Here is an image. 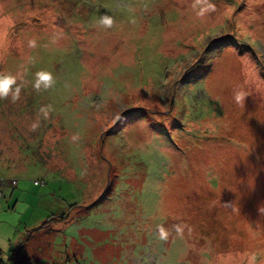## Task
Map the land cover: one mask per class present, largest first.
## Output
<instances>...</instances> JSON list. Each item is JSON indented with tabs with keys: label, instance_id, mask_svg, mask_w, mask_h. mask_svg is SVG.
Here are the masks:
<instances>
[{
	"label": "rangeland",
	"instance_id": "obj_1",
	"mask_svg": "<svg viewBox=\"0 0 264 264\" xmlns=\"http://www.w3.org/2000/svg\"><path fill=\"white\" fill-rule=\"evenodd\" d=\"M0 73V264H264V0H0Z\"/></svg>",
	"mask_w": 264,
	"mask_h": 264
},
{
	"label": "clouds",
	"instance_id": "obj_2",
	"mask_svg": "<svg viewBox=\"0 0 264 264\" xmlns=\"http://www.w3.org/2000/svg\"><path fill=\"white\" fill-rule=\"evenodd\" d=\"M96 23L108 26L112 23L111 17L102 14L96 21ZM15 77L11 74L0 73V97L7 96L12 91V96L15 98L18 89H13ZM54 83L53 75L46 70H38L35 73V78L32 81V87L39 90L41 88L47 89ZM163 234V229H161Z\"/></svg>",
	"mask_w": 264,
	"mask_h": 264
},
{
	"label": "trees",
	"instance_id": "obj_3",
	"mask_svg": "<svg viewBox=\"0 0 264 264\" xmlns=\"http://www.w3.org/2000/svg\"><path fill=\"white\" fill-rule=\"evenodd\" d=\"M160 229H162V228H160ZM163 232L165 233V234H167L164 230H163ZM169 235H170V233H168Z\"/></svg>",
	"mask_w": 264,
	"mask_h": 264
}]
</instances>
